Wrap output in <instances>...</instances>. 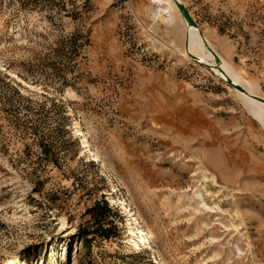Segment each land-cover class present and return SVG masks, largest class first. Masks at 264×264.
<instances>
[{
	"label": "rangeland",
	"instance_id": "obj_1",
	"mask_svg": "<svg viewBox=\"0 0 264 264\" xmlns=\"http://www.w3.org/2000/svg\"><path fill=\"white\" fill-rule=\"evenodd\" d=\"M182 1L264 97V0ZM169 7L0 0V264H264V128Z\"/></svg>",
	"mask_w": 264,
	"mask_h": 264
},
{
	"label": "bare ground",
	"instance_id": "obj_2",
	"mask_svg": "<svg viewBox=\"0 0 264 264\" xmlns=\"http://www.w3.org/2000/svg\"><path fill=\"white\" fill-rule=\"evenodd\" d=\"M167 1H169L170 7H171V9H170V7L168 9L171 11L173 10L175 13L180 14L182 16L180 9L176 5V3L173 0H167ZM180 1H182V0H180ZM167 6H169V5L167 4ZM166 15H169V14H166ZM173 16H174L173 12H171L170 17L172 18ZM170 20L171 19H169V21ZM182 21L184 23V41H185V45H186L185 50L182 51V53H181L182 55L191 58V56L189 55V51H191L193 54L199 56L202 61L212 64L216 74L220 75L225 80H228V78H231L235 84L241 85L246 90H248L251 94H257L258 95L255 86L252 83L245 81V79L242 77V75L224 57L219 55L220 60L219 61L216 60L214 55L211 53L210 50H208V48L205 45V40H207L209 45L214 48L212 42L210 41V39L206 35H204L205 39H204V37H202L199 27L190 25L183 16H182ZM188 42H189V46H188ZM218 66H221L224 71L220 70L218 68ZM11 73L14 74L13 72H11ZM234 89L237 92V94L239 95V97L248 106L249 112L252 114L254 119L257 120L260 123V125L264 128V104L262 102L256 100L255 98H253L250 94H248L242 90L236 89V88H234ZM77 124L80 125L79 119L77 120ZM79 132L80 133L82 132V136H84V139L88 140L84 130L79 129ZM88 142H89V140H88ZM94 160H98L97 153L95 154ZM147 232L148 233H145V230L143 228H141L136 233V230L134 228L133 223H130V233L133 235V239L131 241V244L133 246H131V248L134 250V249L141 248L142 245H144V246L149 245L156 255V251L152 247V241L154 239V236L152 233H150V230Z\"/></svg>",
	"mask_w": 264,
	"mask_h": 264
},
{
	"label": "water",
	"instance_id": "obj_3",
	"mask_svg": "<svg viewBox=\"0 0 264 264\" xmlns=\"http://www.w3.org/2000/svg\"><path fill=\"white\" fill-rule=\"evenodd\" d=\"M176 5L178 6V8L180 9V12L182 14V16L187 20V22L190 24V25H193V26H196L198 27V24L196 22V20L194 19V17L192 16L191 12L189 11V9L187 8L186 4L183 2V1H180V0H173ZM200 33L202 35V37H204L205 39V36H204V33L200 30ZM205 45L206 47L208 48V50L211 51V53L214 55V57L216 58L217 61L220 60V57L219 55L217 54V52L214 50V48L212 46L209 45V43L207 42V40H205ZM188 46H189V42H188ZM189 55L191 56V58L193 60H195L196 62L200 63V64H203V65H206V66H211L212 64L208 63V62H204L201 60V58L195 54H193L191 51H189ZM218 68L222 71L223 68L221 66H218ZM228 77V76H227ZM230 79V80H229ZM231 86H233L234 88L236 89H239V90H242L248 94H250L253 98H255L256 100L262 102L264 104V97L261 96V95H257V94H251L248 90H246L244 87H242L241 85H238V84H235L234 81L231 79V78H228L227 80Z\"/></svg>",
	"mask_w": 264,
	"mask_h": 264
}]
</instances>
